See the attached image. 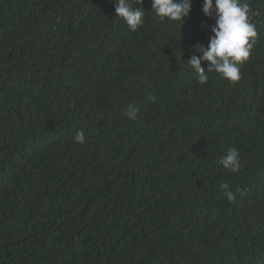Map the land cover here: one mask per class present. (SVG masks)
I'll return each mask as SVG.
<instances>
[{
	"label": "trees",
	"instance_id": "16d2710c",
	"mask_svg": "<svg viewBox=\"0 0 264 264\" xmlns=\"http://www.w3.org/2000/svg\"><path fill=\"white\" fill-rule=\"evenodd\" d=\"M242 2L239 80L200 84L203 0L184 24L143 0L136 31L114 0H0V264H264V0Z\"/></svg>",
	"mask_w": 264,
	"mask_h": 264
},
{
	"label": "clouds",
	"instance_id": "9594fccd",
	"mask_svg": "<svg viewBox=\"0 0 264 264\" xmlns=\"http://www.w3.org/2000/svg\"><path fill=\"white\" fill-rule=\"evenodd\" d=\"M143 0H114L116 16L122 18L131 31H136L145 22V10L138 7ZM192 9V0H152L151 11L158 17L170 21H182L189 16ZM249 4L242 0H203V12L208 17L215 18V25L211 31L207 47L203 44L193 46L194 53L188 61L198 77V82L204 84L208 81V73L216 72L222 78L237 81L240 78L239 64L246 61L257 36L255 24L249 19ZM251 41V42H250ZM202 62L208 63V71L201 66ZM154 99V97H153ZM138 108L129 104L126 114L132 120L137 118ZM74 142L83 144L86 140L82 130H77ZM220 164L224 169L233 173L241 169L239 152L230 148L224 155ZM228 201L233 202L236 194L229 190L228 184H222ZM241 190L238 188L237 192Z\"/></svg>",
	"mask_w": 264,
	"mask_h": 264
}]
</instances>
